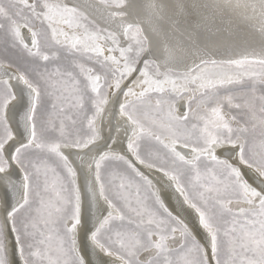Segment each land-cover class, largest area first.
I'll return each instance as SVG.
<instances>
[{"label": "snow or ice", "instance_id": "obj_1", "mask_svg": "<svg viewBox=\"0 0 264 264\" xmlns=\"http://www.w3.org/2000/svg\"><path fill=\"white\" fill-rule=\"evenodd\" d=\"M0 264H264V0H0Z\"/></svg>", "mask_w": 264, "mask_h": 264}, {"label": "bare ground", "instance_id": "obj_2", "mask_svg": "<svg viewBox=\"0 0 264 264\" xmlns=\"http://www.w3.org/2000/svg\"><path fill=\"white\" fill-rule=\"evenodd\" d=\"M254 40V43L252 44L251 47H248L247 49H237V52L238 53H243V52H248V53H251L252 51H255L257 54L260 53V48H259V44H258V41H256V38H251Z\"/></svg>", "mask_w": 264, "mask_h": 264}, {"label": "water", "instance_id": "obj_3", "mask_svg": "<svg viewBox=\"0 0 264 264\" xmlns=\"http://www.w3.org/2000/svg\"><path fill=\"white\" fill-rule=\"evenodd\" d=\"M257 55H259V54H257Z\"/></svg>", "mask_w": 264, "mask_h": 264}]
</instances>
